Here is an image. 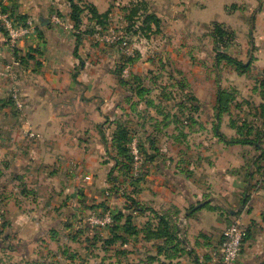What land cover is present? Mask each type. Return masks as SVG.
Segmentation results:
<instances>
[{"label": "rangeland", "instance_id": "374dc122", "mask_svg": "<svg viewBox=\"0 0 264 264\" xmlns=\"http://www.w3.org/2000/svg\"><path fill=\"white\" fill-rule=\"evenodd\" d=\"M169 1L167 4L163 0H114L115 8L110 4L105 18L94 17L90 3L79 2L85 8L79 36L82 39L83 34L88 35L91 46L98 47L110 61L114 59L110 69L121 77V111L114 121L106 118L113 127L99 137L106 150L102 160L113 165L115 149L111 138L117 129L126 131L124 154L118 158L124 169L119 177L113 174L117 187L110 188L111 194L122 201L118 202V209L130 202L126 182L133 178L127 176L130 170L126 168L132 164L133 171V137L143 158V173L148 169L147 163L155 161L169 170L186 171L193 166L201 177L209 176L214 173L212 168H217L211 153L216 156L228 150L234 157L246 158L240 173L247 179V197L254 182L264 183V0H190L188 12L187 2ZM179 4L183 6L177 7ZM220 55L248 68L238 69ZM24 110L12 111L14 127L18 129L21 148L37 150L48 134ZM27 131L39 137L29 138ZM55 131L48 133L54 135ZM16 149L9 145L5 158L0 155V203L4 210L0 264H128L127 257L115 255L119 245L105 247L102 242V231L106 233L114 225L100 230L83 220L90 210L97 208L91 206L86 210L87 206L80 201V182L87 173L76 158L63 160L62 166H56L52 160L35 161L42 174H56L53 182L57 185L63 183L68 169L75 173L79 185L67 186L69 192L57 202L51 199L45 206L41 202L40 214H28L26 222H10L8 205L10 214L16 207L30 213L34 211L33 193L41 192L42 201L48 199L44 188L47 180L40 181V188L35 191L36 177L25 170ZM229 164L227 170L238 169L239 162ZM219 167L227 166L222 163ZM41 229L38 243L23 244L26 237ZM4 236L8 238L3 239ZM7 245L13 249H34L35 253L48 249L61 257L52 261L40 252L24 257L8 250Z\"/></svg>", "mask_w": 264, "mask_h": 264}, {"label": "crops", "instance_id": "0c3cea01", "mask_svg": "<svg viewBox=\"0 0 264 264\" xmlns=\"http://www.w3.org/2000/svg\"><path fill=\"white\" fill-rule=\"evenodd\" d=\"M1 1L5 6H12L18 18H31L36 30L35 34L18 44L17 54L25 60L20 64V60L15 59L14 52L7 47L5 34L0 29V155L5 158V154L9 153V145H14L16 153L25 164V170L36 177L33 182L34 190H39L40 181L47 180L44 188L48 192L47 201H42L44 198L40 196L41 192L33 193L34 211L30 213L16 207V211L10 214L8 205L6 208L9 209L7 215L11 217L10 222H26L24 219L28 214L35 215L41 211V202L44 203L43 206L51 199L57 202L69 192L67 186L73 183L79 185L75 173L69 169L65 172L63 183L57 185L53 182L56 174H42V170L35 167V161L52 160L59 166L63 160L76 158L87 173L83 182H80V201L87 206L86 210L94 206L96 210L105 209L112 213L118 210L128 212L133 215L134 224L138 228L146 221L156 224L155 215L164 216L176 225L182 221L185 223L186 252L166 257L156 253L153 242H144L141 235L133 236L128 238L127 244H117L120 249L114 251L122 259L127 257L128 264H217L214 251L235 215L241 216L247 232L235 264H264V183L254 182L255 186L247 197V179L243 176L244 173H240L243 171L242 162L246 160L242 155L234 157L228 150L216 156L211 153L217 168H212L214 173L205 175L206 177H201L193 166L187 167L186 171L169 170L155 161L147 163L148 169L144 173L140 170V175L131 171L130 178L133 180L128 179L126 182L130 199L138 203L142 211H138L131 202L128 208L125 205L118 209V202L122 201L111 194L113 184L110 179L112 180L113 174L119 177V166L102 160L106 156V150L99 140V137L106 135L113 127L106 118L110 117L114 121L122 107L121 77L110 69L114 59L110 61L109 56H105L98 47L91 46V37L88 35L83 34L81 44L75 49L74 32L78 31L73 29L70 9L65 0ZM84 1L92 4L98 13L107 11L110 4L115 8L114 0ZM165 1L170 3L169 0H163ZM181 1L187 2L185 6L188 12L192 0ZM181 6L183 5H177ZM167 7L165 4L164 9L168 12ZM161 11L164 13L162 8ZM80 29L82 31V25ZM15 61L19 64L14 65ZM14 87L20 90L25 104L24 111L30 115L29 119L48 134L43 140V146L37 150L33 147L21 148L22 141L11 117L15 109L9 100L10 91ZM50 129H56L54 135L48 133L52 131ZM232 161L239 162L238 169L227 170ZM222 163L227 167L221 169L219 164ZM63 168L64 166L61 169ZM109 172L112 174L108 177ZM138 174L140 177H134ZM85 177L89 179L86 180ZM71 192L73 191H70L69 196ZM33 220L40 224L37 218ZM40 232L42 229L39 233L26 237L23 244L38 243ZM101 234L104 236V244L109 232L105 233L103 230ZM21 250L16 252L24 257H34L39 252L52 261L61 257L48 249L42 253L41 250L36 253L34 249ZM150 256L155 260L150 262Z\"/></svg>", "mask_w": 264, "mask_h": 264}, {"label": "trees", "instance_id": "16d2710c", "mask_svg": "<svg viewBox=\"0 0 264 264\" xmlns=\"http://www.w3.org/2000/svg\"><path fill=\"white\" fill-rule=\"evenodd\" d=\"M65 1L67 2L69 9H70L69 17H70V20L72 21L73 29L75 31H78V32H74V33H76L75 49H77V47L82 42L81 36H79V33H80L79 27L81 26V23H82V17L81 16H82V12L85 10V8L81 4H79V2L81 0L79 2H77V0H65ZM11 2H15V0H11ZM90 6H92V7H90ZM90 6H89L90 10L93 13V16L96 18L97 17L105 18L106 14L109 11V9H108L104 13H98L96 8L92 4H90ZM0 13H9L12 17H15L16 19L21 20V21H25V19H26L23 16L18 18L14 14L12 6H5L2 4V1L0 2ZM155 21L157 22V19H155ZM14 57H15V59L20 60V62H21L20 64H22L23 61L25 62V60L17 54V49L14 50ZM220 57H222L225 60H227L228 62L234 64L236 66V68H238V69L248 68V65L242 64L241 62H239L233 58H230V57H227L224 55H220ZM9 100L12 104V100H11L10 96H9ZM125 136H126V131H124L123 128H121V130H119V131L117 129V131L115 133H113V136L111 138L112 139L111 145L115 149V151H114L115 156H113V160H114V163L117 164L116 166H119L120 172L124 168H122V165L118 161L119 160L118 158L120 156H122V154H124L123 143L125 140ZM239 143H241V142H239ZM263 160H264V154H263ZM131 165L132 164H130L129 167L126 169L127 170L129 169L131 171V168H132ZM130 171H129V173L126 172V174H128L127 176L129 178H130V173H131ZM111 174H112V172H109L108 177ZM126 174H124V175H126ZM139 174L136 177H138V176L140 177L141 174L140 175ZM110 181L113 184V186L117 187L118 180L116 178H112V180L110 179ZM130 202L133 205H135V208H137L138 211H142V208L138 205V203H135V201L133 199H130ZM128 207L129 206H127L125 208H128ZM91 211L106 212L108 210L92 209V210H90V212ZM111 214H112V218H113L114 227H112L111 230H108L109 235H108V238L104 240L105 245H113V244L124 245V244H127L129 237L141 235V238L144 242H153L154 243V246H156V253L157 254H163L166 257H170L172 255L173 256L179 255V254H182V252H186V250L184 248V245H185L184 230H185V228L183 230L184 234H183V236H181L182 231H181V228L179 227V225H176L175 223H171L164 216L155 215L156 219H157L156 224H153L150 221H146L145 223H143L141 225L140 228H138L134 224L132 214H130L128 212L125 213L121 210L117 211L116 213L111 212ZM246 234H247V232H245L244 239L246 237ZM5 238H8V236L3 237V239H5ZM6 248L8 250H14V251H17L20 249L18 246L16 247V249H13V247L11 245H7ZM21 251H23V249ZM148 260L150 262H152L153 260H155V258L150 256L148 258Z\"/></svg>", "mask_w": 264, "mask_h": 264}, {"label": "built area", "instance_id": "2783aa9c", "mask_svg": "<svg viewBox=\"0 0 264 264\" xmlns=\"http://www.w3.org/2000/svg\"><path fill=\"white\" fill-rule=\"evenodd\" d=\"M57 20V19H56ZM59 23V21H57ZM0 28L3 30L6 38L7 47L11 52L17 49L18 44L25 38L35 34L36 26L31 18H26L25 21H21L12 17L9 13H0ZM125 44V42L123 43ZM19 62L15 61L14 65H18ZM12 105L16 111H21L25 108L23 98L20 90L12 88L9 94ZM26 135L29 138L39 137L35 132L27 131ZM137 139L133 137L130 141L131 154L133 158V171L135 174L140 172L141 165L143 164V158L137 146ZM88 180V177H85ZM0 203V223L4 218V210ZM85 220L92 228L106 229L113 225V218L110 211H91L86 215ZM81 219L79 223H81ZM184 222H180L178 225L181 228L183 236ZM246 227L240 215H235L229 225L226 227L222 234V239L214 251V257L217 264H235L240 254L241 247L244 241Z\"/></svg>", "mask_w": 264, "mask_h": 264}]
</instances>
